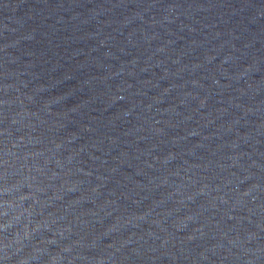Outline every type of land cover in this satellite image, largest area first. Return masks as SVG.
I'll return each mask as SVG.
<instances>
[{
	"label": "water",
	"instance_id": "1",
	"mask_svg": "<svg viewBox=\"0 0 264 264\" xmlns=\"http://www.w3.org/2000/svg\"><path fill=\"white\" fill-rule=\"evenodd\" d=\"M0 264H264V0H0Z\"/></svg>",
	"mask_w": 264,
	"mask_h": 264
}]
</instances>
